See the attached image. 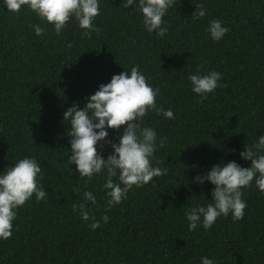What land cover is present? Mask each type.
Instances as JSON below:
<instances>
[{"label":"trees","instance_id":"1","mask_svg":"<svg viewBox=\"0 0 264 264\" xmlns=\"http://www.w3.org/2000/svg\"><path fill=\"white\" fill-rule=\"evenodd\" d=\"M197 3L206 15L194 19ZM99 6L93 23L100 30L85 37L74 20L56 34L28 9L12 13L0 4V170L35 157L46 191L17 209L11 236L0 240V264H200L201 256L264 264V193L254 181L241 189L240 220L229 214L208 230L188 231L184 216L189 206L210 202L213 185L193 177L221 158L248 166L238 153L264 134V0H174L164 37L145 31L139 12L123 9L121 0ZM213 18L229 29L219 41L206 31ZM33 23L45 33L36 36ZM133 65L159 89L157 105L174 113L165 119L149 112L141 122L167 138L153 163L168 172L106 209L104 173L88 179L68 165L62 112L83 107L99 84ZM210 70L222 74L221 86L201 99L187 77ZM122 128L108 129L107 139L115 142ZM97 150L103 157L112 151L103 142ZM86 189L96 197L88 202L90 215L108 216L95 230L73 211Z\"/></svg>","mask_w":264,"mask_h":264},{"label":"clouds","instance_id":"2","mask_svg":"<svg viewBox=\"0 0 264 264\" xmlns=\"http://www.w3.org/2000/svg\"><path fill=\"white\" fill-rule=\"evenodd\" d=\"M7 11L17 13L21 8L28 9L45 24H50L56 34L64 30L71 19L82 29V35L90 36L99 32L93 23L100 14L99 0H0ZM174 0H121L123 9H136L141 16V23L148 33L164 37L168 26L164 17L173 6ZM192 12L194 19L206 15L202 3H197ZM31 28L36 36L45 33L46 29L39 23ZM211 40L219 41L229 29L218 18L209 19L206 25ZM221 73L210 70L190 73L187 77L193 93L206 99L217 87L221 86ZM158 88L146 82L144 74L137 65L130 69L112 74L108 82L101 83L84 101L83 107L75 103L62 112L63 122H67L69 151L65 152L68 165L74 164L80 177L92 179L94 175L104 173L102 185L106 197V209L120 204L133 186L139 188L149 183L153 177L166 175L167 168L159 167V160H154V153L164 147L166 137H159L154 128L141 126L143 118L149 112H155L165 119H174L171 108H162L156 103ZM123 126L115 142L107 139L108 129ZM101 142L110 145L112 151L106 157L98 152ZM67 153H70L66 155ZM240 158L250 161L248 166H241L234 160L225 162L222 158L217 163L193 177V182L203 184L210 182V202L204 205L189 206L184 211L187 229L198 227L208 230L217 217L240 220L244 215L246 202L242 199V188L253 181L261 193H264V134H260L250 144H244L239 151ZM40 164L35 157L23 156L0 170V240L11 236L17 209L30 199L33 194L36 200L46 197V191L39 183ZM116 177V181L112 178ZM83 202L74 205L73 211L79 210V217L86 226L95 230L101 221L107 222L108 216L100 220L91 216L88 202L96 204L92 191L82 193ZM91 221V223H88ZM200 264H217L212 258L200 257Z\"/></svg>","mask_w":264,"mask_h":264}]
</instances>
